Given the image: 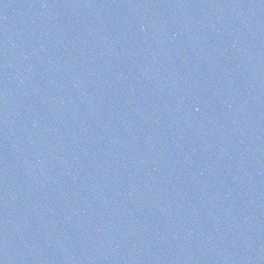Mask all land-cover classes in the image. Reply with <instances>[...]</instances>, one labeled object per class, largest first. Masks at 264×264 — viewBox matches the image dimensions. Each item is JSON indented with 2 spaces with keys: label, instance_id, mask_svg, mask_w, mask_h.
Returning <instances> with one entry per match:
<instances>
[{
  "label": "water",
  "instance_id": "water-1",
  "mask_svg": "<svg viewBox=\"0 0 264 264\" xmlns=\"http://www.w3.org/2000/svg\"><path fill=\"white\" fill-rule=\"evenodd\" d=\"M0 264H264V0H0Z\"/></svg>",
  "mask_w": 264,
  "mask_h": 264
}]
</instances>
